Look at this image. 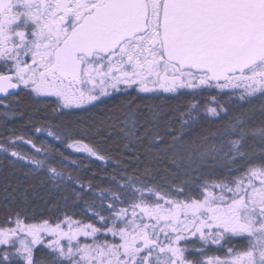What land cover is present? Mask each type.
I'll list each match as a JSON object with an SVG mask.
<instances>
[{"label": "snow or ice", "instance_id": "6c2138e0", "mask_svg": "<svg viewBox=\"0 0 264 264\" xmlns=\"http://www.w3.org/2000/svg\"><path fill=\"white\" fill-rule=\"evenodd\" d=\"M150 84L165 92L214 85L242 89L244 101L264 97V0H0V93L6 97L22 86L54 98L53 112L63 116L95 108L120 92L119 85L152 93ZM207 111L222 118L215 108ZM139 112L133 102L120 104L85 130L105 131L109 140L115 135L117 147L132 151L137 171L149 177L114 174L115 190L101 191L98 209L87 205L94 223L67 214L55 224L26 223L20 205L29 200L28 181L47 175L63 184L66 178L47 158L17 150L20 143L35 148L31 139L0 145V210L5 224H15L0 227V264H264V147L259 156L242 151L244 120L203 134L191 112L176 127L154 110L141 132ZM48 135L62 142L60 132ZM231 136L237 138L226 144ZM259 136L264 145V129ZM68 139L69 148L106 159L95 146ZM238 160L243 163L234 168ZM215 171L221 175L210 179ZM181 172L195 177L196 186L166 183ZM71 192L84 199L83 184ZM43 234L54 239L45 245ZM234 238L247 241L240 253L228 247L224 259L196 255ZM41 245L46 251L38 256Z\"/></svg>", "mask_w": 264, "mask_h": 264}, {"label": "trees", "instance_id": "16d2710c", "mask_svg": "<svg viewBox=\"0 0 264 264\" xmlns=\"http://www.w3.org/2000/svg\"><path fill=\"white\" fill-rule=\"evenodd\" d=\"M241 92L242 89L240 88L218 89L213 85L211 88L177 89L171 94L154 95L141 93L136 88L130 87L116 92V95L110 96L108 100L84 113L74 115L71 110H65L68 114L63 116L53 112V99H50L51 102L47 101V98V100L37 99L36 102L35 100L33 102L22 101L19 98L21 92L18 93L7 105L0 107V145H4L9 139L20 136L25 137V139H31L33 143L37 144L40 136L36 132L37 128L44 130L56 129L61 134L62 142L55 138L48 140L45 135L43 143L50 146L45 148L52 159L48 162L49 165L56 167L66 178L63 184L59 183V190L56 188L53 192L49 188L51 184L46 180L44 181L41 177L28 181L33 185V188L29 190L27 204L21 203L20 205L26 209L27 220H39L37 211H45L50 205H54V210L62 214L64 211H82L94 200L101 202L98 191L115 190V185L110 183L114 174H118L117 180H119V175H124L125 177L139 175L141 181L149 180V177L137 171L133 152L124 150L122 145L119 148L117 147L115 135L109 140L108 133L105 131H100L99 134L95 130L85 133L89 124L93 121H99L109 110L117 108L120 104L126 105L128 102H133V107L140 109L138 120L141 132L145 128L150 127L147 121L151 119L152 112L155 110L166 114L167 118L175 122L176 127H179L181 116L187 119V114L191 112L193 116L197 117V126L201 133H220L223 132L230 120L254 114L257 111L256 108L264 99V97L258 95L255 98H249L244 101L240 99ZM210 108L217 109L219 116L222 118L213 116L212 113L208 112L207 110ZM225 110L227 111L226 116L224 115ZM57 125L60 127H57ZM247 127V142H245L242 151L249 155L255 154L259 156L262 147H264L261 143L259 130L264 129V124H249ZM82 133H84L83 136ZM69 134H71L73 139L79 140L83 144L91 147L95 146L102 155L106 156V159L93 160L87 155H75L68 147V144L72 143V140L68 139ZM236 138V136L228 137L225 143L227 144V139ZM225 151H227V146ZM117 156L120 157L119 160L116 159ZM88 159L95 163L92 164V161L87 163ZM105 161L107 165H105ZM242 163L243 161L238 160V163L233 165V167H239ZM117 164L120 167H117ZM92 166L94 168H91ZM96 168L98 171H104L102 180L94 178V176L99 174ZM125 168H127L126 172L124 171ZM224 171L226 172L227 169ZM204 175L209 178L207 172ZM220 175V171H215L210 179ZM67 177H72V182H69ZM173 180H175L176 186L180 185L181 182H188L192 187L196 186L195 177L189 179L183 172L177 176L170 175L166 183H171ZM155 181L165 183L161 176H156ZM80 184L84 185V199L82 200L71 192L73 187L78 189ZM89 184L92 185L91 191H88ZM66 200L67 202H65ZM104 202L108 203L109 201L105 200ZM120 206L124 207L125 205L117 204V208ZM47 216H49V213L46 210L45 217Z\"/></svg>", "mask_w": 264, "mask_h": 264}, {"label": "flooded vegetation", "instance_id": "af4514ba", "mask_svg": "<svg viewBox=\"0 0 264 264\" xmlns=\"http://www.w3.org/2000/svg\"><path fill=\"white\" fill-rule=\"evenodd\" d=\"M178 89V88H177ZM21 92V96L19 97L20 100L22 101H30V102H33L39 98H37L36 96H33L34 93H30L29 90L27 89H22V86H21V89H17L15 92H12L13 95H9L6 97V95H3V96H0V101H2V103H0V107L1 106H4V105H7L8 102L13 99V97H15V95H17L18 93ZM33 96V97H32ZM47 99H53L52 97H46ZM88 107V106H86ZM91 107H88V110L90 109ZM86 111H78V110H71V113L72 114H81V113H84ZM48 131L49 130H44V131H41V132H37L40 136L38 138V143L35 144V148H33L32 144H25V143H22L19 145V148L17 150H20L22 152H25L27 153L29 156H34L36 159H46L48 160V162H50L52 159L50 157V154L48 152H46V147L49 148L50 146L43 143L44 141V136L47 137L48 140H53L54 137H50L48 135ZM51 131H57L56 129L55 130H51ZM43 134V135H42ZM12 140H15V138H13ZM91 147V146H90ZM40 149L39 152L36 151V149ZM75 155L79 156V155H86V153H83L84 151H81V152H78L76 151L75 149L73 148H69ZM11 150V149H10ZM0 157H2V154H0ZM39 178L41 177L44 181L46 180L48 183H50L51 185L49 186V188L52 190V192L54 190H56V188L58 189L59 188V182L58 181H51L48 179L47 175H43V176H38ZM103 191V190H102ZM101 191H98V195H100ZM3 196V191L2 189H0V197ZM96 206H97V209L99 208L101 202L100 201H97V200H94L93 202ZM92 204V203H91ZM105 205H107L106 202H104ZM54 205H50L49 207H47V212L49 213V216L45 217V211H37V217L39 220L37 221H28L26 219V223H41L43 222V220L45 219H50L52 224H55L57 222H59V220H63L64 217H65V214H67L68 216H71L73 217V219L75 220H82L85 224H88V223H94V221L92 219H90L89 215L88 214H85L87 213L89 210L85 207V209H82V211H64V213L60 214L58 211H55L54 208H53ZM122 207V206H120ZM120 207H118L117 209H119ZM105 215H109V213L105 212L104 213ZM4 220H5V215L3 213L2 210H0V227H8V224H5L4 223ZM110 238V237H109ZM81 240V242H88V243H91V240H85L84 237H80L79 238ZM247 246V241L246 240H240V239H233L230 243V245H226L223 249H221L219 246L217 245H209L206 249V254L205 256H202L200 257L199 254L197 253L196 255L198 256V258L202 259V260H205L207 259L208 257H212V258H216V257H219L221 259H224L225 258V254L227 252V248L228 247H232L235 251H238L240 249H244L245 247ZM40 248V251L37 252V255L40 256V255H43L44 252L46 251L44 245H41V246H38ZM196 247H199V244L197 243ZM189 258L191 259L192 256L190 255Z\"/></svg>", "mask_w": 264, "mask_h": 264}, {"label": "rangeland", "instance_id": "374dc122", "mask_svg": "<svg viewBox=\"0 0 264 264\" xmlns=\"http://www.w3.org/2000/svg\"><path fill=\"white\" fill-rule=\"evenodd\" d=\"M150 87H154V91L152 92V93H150V94H154V95H157V94H171V93H173V92H165V91H163V89L162 88H159V86H153V85H149ZM119 87V89H126V88H130L129 86H126V85H119L118 86ZM134 88H136L137 90H138V87H134ZM178 89H189V88H178ZM139 91V90H138ZM114 95H116V92L114 91L110 96H114ZM33 96H36L37 98H39L40 100H42V99H44V100H47L46 99V97L45 96H38V95H36V94H33ZM32 96V97H33ZM109 96V97H110ZM109 97H107V98H105V97H102V100L103 101H105V100H108L109 99ZM47 101H50L51 102V100L50 99H48ZM53 101V100H52ZM256 112L254 113V114H251V115H246L245 117H242V119L244 120V126L246 127V128H248L247 126L249 125V124H253V125H255V124H264V99L262 100V102L260 103V105H258V107L256 108ZM251 116V117H250ZM248 118V119H247ZM255 139H256V137H254ZM256 141H258V140H256ZM246 142H247V138H246ZM82 143V142H81ZM83 144V143H82ZM74 149V148H73ZM79 152H81V151H79ZM83 153H86V155L90 158V159H93V160H98V159H96V157H93V156H91V155H89V153H87V152H83ZM92 160H89L88 159V161H86L87 163H90ZM92 164L93 163H95V162H91ZM107 162L105 161V165H107L106 164ZM97 167L99 168V164L97 163ZM89 167V166H88ZM91 168H94V166H92ZM96 170L98 171V169L96 168ZM98 176L96 175V176H94V178L95 179H97V180H102L103 179V176H104V171H98ZM42 223V222H41ZM28 224H40V223H36V222H32V223H28ZM8 227H15V224L13 223V224H11V225H8ZM44 235V244L46 245V243H47V241L48 240H50V239H54L53 237H51L50 235H48V234H43ZM64 243H66V242H64ZM245 249V248H244ZM244 249H240V250H238V251H235L236 253H240V252H242Z\"/></svg>", "mask_w": 264, "mask_h": 264}, {"label": "water", "instance_id": "95a60500", "mask_svg": "<svg viewBox=\"0 0 264 264\" xmlns=\"http://www.w3.org/2000/svg\"><path fill=\"white\" fill-rule=\"evenodd\" d=\"M17 89H10L9 91L10 92H15ZM3 95H6V94H3V93H0V96H3Z\"/></svg>", "mask_w": 264, "mask_h": 264}]
</instances>
